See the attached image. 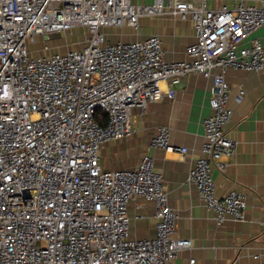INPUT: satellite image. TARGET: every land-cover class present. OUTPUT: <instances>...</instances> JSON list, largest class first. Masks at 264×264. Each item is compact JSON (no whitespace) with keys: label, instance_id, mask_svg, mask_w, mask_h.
Returning a JSON list of instances; mask_svg holds the SVG:
<instances>
[{"label":"built area","instance_id":"1","mask_svg":"<svg viewBox=\"0 0 264 264\" xmlns=\"http://www.w3.org/2000/svg\"><path fill=\"white\" fill-rule=\"evenodd\" d=\"M254 1L211 9L205 0H0V264H175L191 240L174 236L178 215L151 155L107 170L99 151L132 133L133 108L173 98L190 73L211 86L201 155L186 181L218 225L244 219V194L217 196L211 171H224L222 157L235 154L226 71H264V44L250 38L264 5ZM161 14L192 24L183 59L167 60L156 34L110 42L103 32L137 31L142 17ZM76 27L87 31L81 48L52 49L54 37ZM243 97L239 89L235 101ZM149 145L187 151L171 143L167 126ZM137 197L154 204L151 237L130 234L127 206Z\"/></svg>","mask_w":264,"mask_h":264},{"label":"crops","instance_id":"2","mask_svg":"<svg viewBox=\"0 0 264 264\" xmlns=\"http://www.w3.org/2000/svg\"><path fill=\"white\" fill-rule=\"evenodd\" d=\"M153 1L131 0L135 4H151ZM205 1L211 9L223 5L230 7L237 2ZM103 32L110 42L132 41L156 34L169 61L183 59L185 47L194 40L191 22L168 14L142 17L137 31L123 26L107 27ZM251 37H258L264 44V24ZM243 44L248 45V41ZM226 79L230 85L228 104L232 116L225 130L235 142V154L231 158L223 156L225 170L213 167L211 175L217 196L230 190L244 194L246 209L242 221L226 219L218 225L213 213L199 200L195 187L186 181L190 166L201 155L202 120L210 113L211 80L200 74L183 75L180 84L175 86L173 98L165 95L160 100L148 102L142 110L133 108L132 133L123 139L104 143L99 151L101 166L107 170L135 167L142 154L151 155L154 170L162 176L169 204L178 215L174 236L191 240V246L179 252L175 264H189L191 258L193 264L264 263V71L228 69ZM163 88H167L165 82ZM239 89L244 91V97L237 103L235 97ZM160 126L169 128L173 145L185 147L187 151L151 148L149 140ZM127 213L132 237L144 238L154 234L152 202L134 198L128 203Z\"/></svg>","mask_w":264,"mask_h":264},{"label":"rangeland","instance_id":"3","mask_svg":"<svg viewBox=\"0 0 264 264\" xmlns=\"http://www.w3.org/2000/svg\"><path fill=\"white\" fill-rule=\"evenodd\" d=\"M117 28V27H113ZM87 31L81 28H74L71 32H64L56 37H54L51 42L52 49H60L62 51L69 48H81L83 46V41L86 36ZM38 44H33V48H36ZM57 47V48H56Z\"/></svg>","mask_w":264,"mask_h":264}]
</instances>
